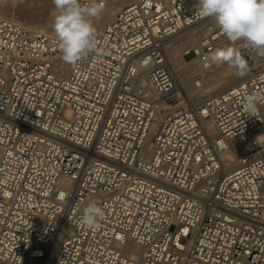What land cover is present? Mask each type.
<instances>
[{
    "label": "built area",
    "instance_id": "obj_1",
    "mask_svg": "<svg viewBox=\"0 0 264 264\" xmlns=\"http://www.w3.org/2000/svg\"><path fill=\"white\" fill-rule=\"evenodd\" d=\"M205 18L197 0H134L76 65L64 64L55 32L0 18V260L264 264V70H253L264 53L233 42L255 73L205 102L219 140L245 147L231 166L201 110L181 102L164 46ZM220 30L185 58L209 59ZM252 93L256 116L243 109ZM159 102L171 108L146 163ZM90 203L104 211L97 229L82 221Z\"/></svg>",
    "mask_w": 264,
    "mask_h": 264
},
{
    "label": "bare ground",
    "instance_id": "obj_2",
    "mask_svg": "<svg viewBox=\"0 0 264 264\" xmlns=\"http://www.w3.org/2000/svg\"><path fill=\"white\" fill-rule=\"evenodd\" d=\"M1 1V0H0ZM134 0H106L101 14L94 18V23L98 29L100 36L105 27L115 21L119 12L127 5L133 3ZM56 9L54 0H9V4L0 2V18L7 20L9 23H15L23 28L35 32L53 34L54 17L51 13ZM44 14V15H43ZM44 17V19H43ZM220 29L215 23L214 18L207 17L201 22L193 25L189 30L176 33L165 41L168 60L175 73L177 82L181 86L183 99L181 102H186V99H195L192 102L199 108L202 115V124L211 135V139L216 142L220 148L222 160L225 164L236 163L240 157L241 150L245 147L238 142H227L224 138L219 140L218 128L214 121L207 116V107L205 102L212 97L218 96L228 89L233 88L250 78L255 71L254 69L264 70V56L257 57L253 65V70H248L244 76L235 75V70L228 68L225 65H217L209 59H202L193 56L190 59L185 58V54L199 46V39L209 37L214 29ZM218 37L224 39L222 46L217 50L234 47L235 44L230 40H226V34L221 30L217 34ZM216 36V37H217ZM216 50V51H217ZM66 62H64L65 64ZM69 65V64H65ZM141 67V66H140ZM141 69V68H140ZM142 81L147 84V93L156 98V92L152 88L151 80L147 74H144ZM171 106L167 103L159 102L157 106V114L151 123L150 131L146 139L145 147L141 156V161L148 163L151 159L154 149L155 133L160 129V125L164 120L165 114L170 110ZM260 141L264 140V132L258 133ZM241 149V150H239ZM239 150V151H238ZM36 253H41L36 250ZM0 264H8L0 260ZM52 264V260L50 263Z\"/></svg>",
    "mask_w": 264,
    "mask_h": 264
},
{
    "label": "clouds",
    "instance_id": "obj_3",
    "mask_svg": "<svg viewBox=\"0 0 264 264\" xmlns=\"http://www.w3.org/2000/svg\"><path fill=\"white\" fill-rule=\"evenodd\" d=\"M199 15L214 18L221 31L231 42L242 41L244 48L264 53V0H197ZM56 9L53 29L59 42V51L64 62L76 65L90 53L99 51L98 29L94 23L103 11L102 0L87 6L80 0H54ZM209 60L217 65H227L235 75L244 76L248 62L239 47H226L215 51ZM262 98L256 94L246 95L244 113L256 116ZM104 211L95 203L84 209L83 224L88 229H97Z\"/></svg>",
    "mask_w": 264,
    "mask_h": 264
},
{
    "label": "rangeland",
    "instance_id": "obj_4",
    "mask_svg": "<svg viewBox=\"0 0 264 264\" xmlns=\"http://www.w3.org/2000/svg\"><path fill=\"white\" fill-rule=\"evenodd\" d=\"M0 2H1L2 4H9V0H1ZM43 15H44V14H43ZM43 19H44V17H43ZM193 56H194V53H190L189 55L186 56V59H190V58H192ZM186 101L192 103V102H195V99H191V100H190V99L187 98ZM38 260L40 261L41 264H43L44 261H45V257H43V258L40 257V258H38Z\"/></svg>",
    "mask_w": 264,
    "mask_h": 264
}]
</instances>
